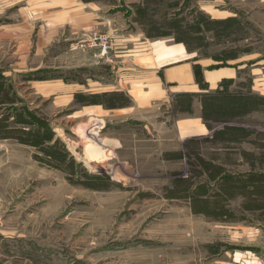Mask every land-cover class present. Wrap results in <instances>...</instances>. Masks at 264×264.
<instances>
[{
    "label": "rangeland",
    "instance_id": "374dc122",
    "mask_svg": "<svg viewBox=\"0 0 264 264\" xmlns=\"http://www.w3.org/2000/svg\"><path fill=\"white\" fill-rule=\"evenodd\" d=\"M119 1L125 19L188 42L195 60L216 68L241 61L244 90L227 84L212 106L202 103L206 137L158 139L165 120L105 126L85 111L89 95L55 106L58 94L38 98L26 83L74 84L84 76L77 66L113 62L103 30L61 26L44 52L49 71L13 76V93L36 116H17L6 129L35 133L19 139L34 147L0 140V264H236V253L250 257L245 249L264 252V96L248 90L249 65L264 76V0ZM15 11L0 7V26ZM228 16L239 22L221 21ZM6 43L0 55L12 49Z\"/></svg>",
    "mask_w": 264,
    "mask_h": 264
},
{
    "label": "crops",
    "instance_id": "0c3cea01",
    "mask_svg": "<svg viewBox=\"0 0 264 264\" xmlns=\"http://www.w3.org/2000/svg\"><path fill=\"white\" fill-rule=\"evenodd\" d=\"M99 1L36 0L27 1L25 6L18 7L17 1L0 0V7L4 5L7 10L15 9L14 14H17L6 18L10 20L0 26V42H9L7 46L13 44L10 47L12 49L6 48L8 52L2 51L0 55V97L3 96L7 101L0 103V126L8 124L4 125L5 131L0 130V134L3 132L0 140L14 137L19 140L35 133L21 130V135L16 137L14 131L6 129L16 122L17 116H24L23 123L29 122L27 118L30 115L36 116L34 110L23 101L19 102L13 93V90L16 91L13 76L43 75L49 71L50 66L44 63L45 49L65 24L73 25L76 32L81 34L103 30L112 43L110 55L113 62L97 60L77 66L76 74L82 72L84 76L75 77L74 84H65L62 80L53 85L47 80L27 81L36 97L45 99L55 93L58 94L55 106H64L74 99V94L89 95L92 102L90 106L84 107L85 111L92 117H102L100 120L106 122L105 126L130 120L151 125L152 120L154 123L165 120L162 126L156 128L160 135L158 139L170 136L171 142L175 137L178 141L206 137L208 126L202 118V103L206 108L212 106L214 96L224 94L227 84L229 89L243 91L244 79L239 75L247 66L235 60L226 62L224 67L210 68L212 62L195 60L194 51L169 34L153 37L145 27L135 22V17L125 19L127 10L122 9L119 0L118 4L112 3L111 6L100 5ZM52 2L58 11L51 12ZM34 8H42V11L34 14ZM115 8L118 10L114 11ZM29 11L31 15H28ZM231 20L239 22L233 16L221 21ZM33 37L34 54L31 55V63H28ZM7 61L11 63L7 65ZM196 66L200 68L199 80L195 76ZM257 66L258 63L248 66L252 75L248 90L257 96H264V76L257 78L260 71ZM6 110L9 114L5 116ZM172 112L176 113L177 118L169 123V114ZM20 143L34 147L24 141ZM253 249L243 250L250 254L247 259H239L242 253H236V264H264V256H261L264 255L263 249Z\"/></svg>",
    "mask_w": 264,
    "mask_h": 264
},
{
    "label": "trees",
    "instance_id": "16d2710c",
    "mask_svg": "<svg viewBox=\"0 0 264 264\" xmlns=\"http://www.w3.org/2000/svg\"><path fill=\"white\" fill-rule=\"evenodd\" d=\"M232 22H235V20H231ZM182 43H184L187 47H188V49H189V46L187 45L188 44V42H186V41H182ZM213 67H216V66H212V67H210V68H213ZM195 76H196V79L197 80H199V77H200V68L198 67V66H196V68H195ZM27 122V121H26ZM38 133H39V131H37ZM28 134H30V133H28ZM33 135V134H32ZM50 139V138H49Z\"/></svg>",
    "mask_w": 264,
    "mask_h": 264
}]
</instances>
